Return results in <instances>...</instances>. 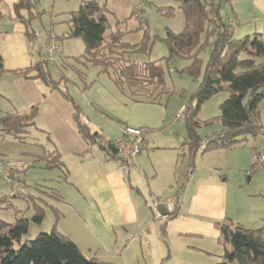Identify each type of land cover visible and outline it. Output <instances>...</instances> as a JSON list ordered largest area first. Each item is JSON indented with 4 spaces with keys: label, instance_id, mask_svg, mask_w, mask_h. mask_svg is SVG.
Returning a JSON list of instances; mask_svg holds the SVG:
<instances>
[{
    "label": "crops",
    "instance_id": "1",
    "mask_svg": "<svg viewBox=\"0 0 264 264\" xmlns=\"http://www.w3.org/2000/svg\"><path fill=\"white\" fill-rule=\"evenodd\" d=\"M17 1L0 0V52L5 69L0 74V117L36 107V125L46 133L33 130L25 142L11 135L0 140L3 161L34 165L26 171L0 173V197L15 198V192L46 195L58 214V232L87 257L117 264H218L228 245L221 242L216 223L229 220L247 228L264 226V202L240 194L223 174L228 165L239 164L233 148L210 149L198 152L193 161L188 159L183 118L177 116L183 101L128 99L111 86L106 75L91 68L86 71L87 80L93 82L87 88L71 82L64 85L90 130L113 139L123 126H132L146 136L144 150L123 175L117 157L81 135L68 99L41 79L14 72L40 58V41L65 30L66 24L59 21L61 15L65 18L61 6L68 0L40 1L44 12L31 22L33 37L15 18ZM254 2L264 10V0ZM57 43L59 60L84 50L81 38ZM68 76L72 77L70 70ZM53 149L60 153L61 168L45 166L44 157ZM188 167H192L189 178L185 176ZM180 189L177 209L172 196ZM161 200L176 208L167 218L158 217L155 204ZM48 209L52 225L55 214Z\"/></svg>",
    "mask_w": 264,
    "mask_h": 264
},
{
    "label": "trees",
    "instance_id": "2",
    "mask_svg": "<svg viewBox=\"0 0 264 264\" xmlns=\"http://www.w3.org/2000/svg\"><path fill=\"white\" fill-rule=\"evenodd\" d=\"M40 1L18 0L13 5L15 18L24 24L25 33L29 37L35 35L31 22L39 20L44 12ZM231 1L179 0L177 8L184 14L182 30L175 32L169 29L162 37L154 36L164 42L166 55L155 60L137 61L131 56L136 52H148L152 44L148 28H142L143 18L138 4L132 8L130 16L138 20V29H142V35L137 42L132 43L123 40L122 30L112 28L105 3L79 0L77 8L70 10L67 17L59 21L66 24L65 30L58 34L50 33L44 40L81 38L84 42L83 52L67 60H59V56H56L50 62L38 49L41 55L38 60L14 72L27 78H39L51 89L58 90L73 104L74 119L81 135L91 143H97L99 139H110L90 130L89 124L64 87L67 82L76 84L80 89L87 88L93 79L87 80L86 71L94 68L97 74L106 75L111 86L124 97L159 103L168 100L175 93L167 84L164 64L174 58L188 60V64L180 72L199 78V83L184 103L186 155L193 161L198 152L232 148L244 140L242 136L264 132L257 123L258 106L264 100V31L235 38L236 17L224 18L220 12L221 6L225 3L231 5ZM156 8L162 14L175 15V8L172 6ZM2 19L3 13L0 9V24ZM56 23L58 21L52 22ZM204 51L207 52V58L203 65ZM51 66L56 68L57 76L52 72ZM70 69L72 77L68 76ZM4 71L0 52V74ZM221 90H226L228 95L219 104L220 113L204 123H211L217 118L222 127L210 135L200 137L197 132L202 124L198 117L200 106ZM36 115V107L25 112L2 115L0 140L5 135H11L16 140L25 142L33 130L46 133L45 129L36 125ZM106 153L116 157L108 151ZM44 161L49 168H61L62 165L57 149L48 152ZM263 162L264 160L253 161L252 165ZM31 166L34 165L25 163L24 168L19 171H26ZM9 171L11 173L13 170ZM180 191L182 189L172 196L177 209L176 197ZM15 196L23 198L27 203L24 209L17 207L15 200H10L14 198L12 195L0 197L1 207L19 213L12 222L0 219V264H117L87 257L73 241L58 232V214L56 215V210L46 195L15 192ZM48 208L54 210L55 214L50 229L38 232L32 239L25 238L31 223L42 222ZM215 226L219 230L221 242L228 245L224 248L223 258L218 264H264V226L247 228L229 220L216 223Z\"/></svg>",
    "mask_w": 264,
    "mask_h": 264
},
{
    "label": "rangeland",
    "instance_id": "3",
    "mask_svg": "<svg viewBox=\"0 0 264 264\" xmlns=\"http://www.w3.org/2000/svg\"><path fill=\"white\" fill-rule=\"evenodd\" d=\"M97 1L99 3L106 4L112 28L115 30H122L124 32L123 40L128 42H137L142 35V29H138V20L135 19L134 16H130L132 10L131 8L138 4L141 17L143 18V22H141L142 28H148L152 44L148 52H136L131 56V58L137 61L155 60L166 55L167 49L164 42L160 40V38L154 36L159 35L162 37L169 29L178 32L182 30L184 26L183 11L177 8L179 0ZM254 1L255 0H232L231 5L229 3H225L221 6L220 12L222 17H230L232 19L234 16L236 17V24L234 25L235 38H240L254 32L264 31V10L257 8L258 6ZM77 2L78 0H68L65 4H63V6H61L64 11H66L65 17H67V13H69L70 10L77 8ZM156 6H172L175 8V15L168 16L166 14H162V12L157 11ZM59 10H61V8ZM61 18H64L63 15H61ZM202 56L204 65L207 58V52L204 51ZM186 64H188V60L176 58L171 59L164 64L167 84L175 92L170 97V101H183L182 105L189 98V94L199 83V78H194L188 73L180 72V69H182ZM51 69L53 73H57L55 67L51 66ZM90 69L91 68L88 70ZM227 95L228 92L226 90H221L211 96L208 100L204 101L200 106L198 117L202 121V124L197 130L200 137L210 135V133H205L207 130L222 127L221 121L217 118L213 119L211 123H204V121L220 113L219 104L227 97ZM258 109L259 113L257 116V123L264 129V100L259 104ZM241 138H244V140L238 142L232 147L234 149L233 155H235L238 159L239 164L237 165L234 163L228 165L224 168L223 174L227 177L228 182L233 184L236 190L240 191V194L245 196L253 195V197L256 196L264 202V162L256 163L254 166L252 165V153L264 148V132L260 131L256 134H247ZM183 167H185V164H183ZM10 200H15L14 204L19 208H23L27 204L21 198H10ZM239 201L243 204L241 199H239ZM16 216L18 217L19 213L14 212L13 209L1 207L0 205V219L6 222H12L17 218ZM25 216L28 215L25 214ZM52 217V212L47 209L42 222L31 223L25 238L32 239L38 232L48 231L51 227V222L53 220Z\"/></svg>",
    "mask_w": 264,
    "mask_h": 264
},
{
    "label": "built area",
    "instance_id": "4",
    "mask_svg": "<svg viewBox=\"0 0 264 264\" xmlns=\"http://www.w3.org/2000/svg\"><path fill=\"white\" fill-rule=\"evenodd\" d=\"M41 54L47 56L49 61H53L54 58L61 53V47L54 39H46L42 40L39 43L38 47ZM184 105L181 107L179 112L177 113L178 117H184ZM97 144L106 149V151L112 153L110 151L109 145H115L117 147L116 153L114 155L117 157L119 161V170L123 175L126 174L129 165L133 163L137 156L144 150L146 144V136L141 132V129L138 127L125 126L122 128L121 133L113 138L110 141L105 139H99ZM113 154V153H112ZM253 161H263L264 160V148L254 151L252 153ZM24 168V165H19L14 161H3L0 158V173L6 174L9 170L19 171ZM192 173V167H188L186 170V177H190ZM159 218H162L158 214Z\"/></svg>",
    "mask_w": 264,
    "mask_h": 264
},
{
    "label": "water",
    "instance_id": "5",
    "mask_svg": "<svg viewBox=\"0 0 264 264\" xmlns=\"http://www.w3.org/2000/svg\"><path fill=\"white\" fill-rule=\"evenodd\" d=\"M110 151L114 154L117 151V147L115 145H109ZM155 208L159 215L167 218L169 215L175 212V206L168 200L157 201L155 204Z\"/></svg>",
    "mask_w": 264,
    "mask_h": 264
}]
</instances>
